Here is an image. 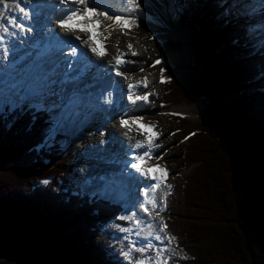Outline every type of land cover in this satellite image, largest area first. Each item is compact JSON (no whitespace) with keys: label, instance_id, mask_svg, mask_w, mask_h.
Here are the masks:
<instances>
[{"label":"trees","instance_id":"obj_1","mask_svg":"<svg viewBox=\"0 0 264 264\" xmlns=\"http://www.w3.org/2000/svg\"><path fill=\"white\" fill-rule=\"evenodd\" d=\"M227 7L206 0L192 20L179 16L198 32L190 73L158 90L157 109L203 104L198 122L172 117L178 150L161 161L169 179L191 169L165 198L167 230L189 257L182 264H264V54ZM180 46L165 40L163 51ZM48 120L0 110V264H122L107 235L126 225L122 208L74 191L73 149L45 141Z\"/></svg>","mask_w":264,"mask_h":264},{"label":"rangeland","instance_id":"obj_2","mask_svg":"<svg viewBox=\"0 0 264 264\" xmlns=\"http://www.w3.org/2000/svg\"><path fill=\"white\" fill-rule=\"evenodd\" d=\"M25 1L29 2V0H21L23 4H19V0H0V37L3 38L0 39V63L7 60L6 58L7 56H10L9 54L11 53L10 52L11 48H16L14 43L21 38L20 35L25 34L23 31L24 28L22 29L23 32H21V29L16 26H12V27L9 26V24L12 25L11 19H15V17L18 14L9 15V13H7V8L10 9L8 11L13 12V10H15L17 7H14L12 4H17L19 5V10L21 9L24 10ZM167 1L168 0L166 1L158 0L159 4L162 6H165ZM204 1L205 0L178 1L176 5V8L178 10V12L176 13V17L178 20L175 19L176 17L172 19L174 20L173 24L170 23L167 18L165 19V23H164L165 25L164 24L162 25L163 27H159L157 25L155 26L154 24H148L146 22L140 21L137 26L138 27L137 35H133V36L129 35L128 34L129 28L124 29L125 27L123 29L119 27L118 30L112 29L111 32L107 35L108 39L111 38L110 39L111 44L112 45L114 44L113 46L117 51H122L123 49L126 48L127 44L133 43V45H135L136 47V50L148 54V55L146 54L147 56L144 59L140 58L138 60L139 63L141 62V64L145 66L144 68L145 71L143 70L142 75L145 76L143 78H146L147 80V89L149 93L147 94L148 100L147 101L143 100V103L145 109L148 108V110L146 112L137 110L135 111V113H131V118L127 115L123 116L122 114H120L119 112H121V110L119 112H114L121 117L119 119L121 121L127 119L128 117L130 118L129 120H126L127 121L126 128L128 131L129 129H132L135 122H137L140 125L147 126L153 133L151 134L150 132L146 131L147 133L145 139L147 141L149 137H153L154 145L148 146L149 147L148 149L142 148L138 152L140 156L144 155V158L147 161V163L142 162V167H144L145 169H152L154 166L158 165L161 161L170 160L176 154L178 150L177 149L178 145H175L172 142V135H173L172 126H171L172 117L181 116L184 117L187 121L192 123L198 122L199 118H201L203 104L200 102L182 103L177 106H172L171 108H168V111L170 110L172 111L171 114H169L167 110L164 111L156 110L154 104L156 102L157 97H159L158 90L163 85V82H167L170 80H174V81L184 80L190 73L189 72L190 62H188L186 57H183V60L178 64H171L169 61L165 60V57L168 55L177 54L179 52L192 53V46H191L192 40L194 39L195 36H197L198 32L196 28L193 26V24L189 26L182 25L179 22V16L184 13L188 16V20H192L195 14L194 12H196L197 8ZM228 2L232 8L231 10H235L234 18L236 19L237 16L235 22L241 27H244L248 31V34L250 35V37L253 38L254 43H257L260 53H264V28L261 24H259L258 21L261 20L262 22H264V14L262 15L256 13L254 14L255 11L254 7L257 5H261L262 2L259 1L257 3L254 2L253 0L252 1L243 0V2L240 0H228ZM53 4L54 3H52L51 0L42 1L41 3H39L38 6H36V7H40L39 8L40 11L38 12V15L42 17L43 13H48V10H52L54 6ZM124 4H125L124 6L131 5L128 0H124ZM7 17L9 18V22ZM242 18L243 21L241 20ZM174 25L178 26L177 31L181 29H191L189 36L187 34H184L181 38L173 37L172 31L174 30ZM27 28L29 29V27ZM126 35L129 36L127 41L126 40L122 41L121 40L122 37L124 36V38H126L127 37ZM81 38H83L82 32H81ZM165 40L179 42L181 46L175 51H170L168 53H165L163 51ZM142 42H145V46L141 44ZM184 47L190 49L184 51ZM145 48H147V50H145ZM146 58L147 61H144ZM128 59L129 58L126 57V60ZM157 60H159L160 63H156ZM112 61L113 59L111 60V64ZM175 67L181 69H177ZM133 68L136 69L137 66ZM98 69L100 71L98 72L97 77L99 78L103 76L107 80L108 71L102 70V68L99 67ZM165 69H172L173 73L167 77H164L162 73L164 72ZM143 78H141V82ZM131 84H133L131 86H134V84L136 83H131ZM114 89H116V86ZM60 90H61L60 88L56 89L55 97L53 94L54 91L51 90L48 91L47 94H42L41 96H35L29 99L28 101H25L23 96L18 95L16 92H14L13 88L11 89L9 86H7L3 91H0V109H2L4 106H8L10 108H17V107L30 108V109L34 108L36 110L40 109L39 110L40 113H43L44 112L43 109H45L48 111V114H50V120L51 123L53 124L52 131L56 132L59 130L60 127L59 124L60 116L56 114L61 107L59 101V99L61 98L60 97L61 95L59 93ZM133 91L134 92H132L131 95L129 96L136 98L137 96H135V93L140 94L141 97L144 96V93L140 92V90L134 89ZM116 93L118 94V92ZM62 96L65 97L66 95H64L63 93ZM20 100L22 101L20 102ZM53 100L57 101V104H54V102L52 103ZM105 107L104 105H102L100 108L105 109ZM120 107H123L122 110H125L124 105H120ZM138 107H140V104L137 106V109H139ZM152 107H154L153 110ZM113 114H110L109 122L105 123V120H107L109 117L105 115V112L103 110L101 111L95 110V111H90L89 113H82L81 114L82 118L86 116V119H84L85 122L82 124L79 123L78 121L77 124H73L68 135L60 139L59 144L61 147L66 148V146L69 145L67 147L68 148L71 147L73 149V159L71 161H73L74 175L70 177L69 183L73 184L76 187V189H80L85 195H88L90 197L94 195L97 196L98 198L100 197L106 198V200L112 203H117V204L119 203L124 206L123 218L121 219L123 220L126 219L128 225L122 227L119 224L113 223L110 226V230L108 231L109 234H107L109 238L113 240L112 245L117 244L116 246L118 251L120 252V258H121L120 261L122 262V264H181L180 262L186 260L187 256L183 254L176 247V244L173 241L169 242V239L164 234V232L160 231V228L162 226L161 222L163 221V223L165 224L163 205H164L165 196L169 189L168 178L163 180V182L161 181L162 186L160 189H157L158 191L155 190V193L158 192L156 195L154 192L151 193L152 195H150L153 196L151 201L154 200L157 204L156 208H153L150 202L146 205L143 203L142 185L145 184L146 182L150 187V181H144L140 183L138 182L139 186L142 187L137 188L135 187V182L129 180L125 182V187L119 190L120 195L118 197H116L114 193L108 194L105 192H100L103 190V187H105V189L110 188V186H106V185L102 186V183L108 181V179L110 178H107V174L106 172H104V170L102 169L99 170L97 166L94 165V164L100 165L99 164L100 162H105V161L104 160L99 161L96 158L92 157V155L95 152L99 154V156L101 157L103 156L106 157L105 152L109 150L106 149L108 142L106 141L101 146H99V148H95L94 143L96 142V138L98 136H102V139H104L103 135L100 134L101 126L105 128L107 125H109L112 122L111 120L113 119ZM97 115H101V116H97ZM121 121H119L118 127H122L120 123ZM140 125H137V128L145 131V129L142 128ZM108 132L114 134V136L112 134L107 135L108 134L107 130H105L104 137L106 138L107 135L109 137L108 141L111 140V142L115 145L116 148L117 142L113 140L114 137H116V131L111 130ZM123 135L131 136L130 131L128 133H123L122 136ZM130 136H128L130 140H127L128 145H131L132 140L138 141V140H134ZM135 136L140 137V134H137ZM183 145H188V144L184 143ZM123 147L124 145H120L119 149H122ZM115 153L118 154V152L116 151ZM116 171L117 168L114 171V173H112L111 175L116 174ZM175 171L178 173L176 175H173L171 180L177 177L188 176L191 172V169L180 172L178 171V169H176ZM151 174L153 175V173ZM154 175H156V171H154ZM160 175L161 174H158V177ZM153 181L155 180H152V182ZM86 182L87 183L94 182L95 184H92L90 186L87 185ZM138 189H140L141 191L138 192ZM145 207L148 208L147 213L144 211ZM158 233H160L163 236L162 237L163 240L164 239L167 240V243H165L161 239H153L152 242L150 243L147 242V240L150 238H156L158 236L161 237V235ZM114 234L117 235L113 237L114 239H112V236ZM173 244L175 245V247ZM141 248L144 249L143 252L139 251V249ZM125 253H128L129 255H125Z\"/></svg>","mask_w":264,"mask_h":264},{"label":"bare ground","instance_id":"obj_3","mask_svg":"<svg viewBox=\"0 0 264 264\" xmlns=\"http://www.w3.org/2000/svg\"><path fill=\"white\" fill-rule=\"evenodd\" d=\"M42 1H49V0H29L28 3L37 4V3L42 2ZM51 1H52V3H54L53 9L56 7H59V6L69 7L70 9H73V8L79 9V8L84 7L83 5L76 4L70 0H67L66 3H61V0H51ZM178 1H180V0H168L166 2V5L162 6L159 4L158 0H138L139 8H133L132 5L124 6L125 5L124 0H102V2L100 3V7L97 9L99 10V13L103 12L109 16L120 15L123 18L129 19V20H134L135 25L129 24V25L124 26L125 27L124 29H128V28L130 29L128 34L133 36V35H137V31H138L137 26H138L140 21L146 22L148 24H154L155 26L157 25L159 27H163L162 25L165 23V19L167 18L168 21L173 24L174 20H172V19H174L176 17V13L178 12V10L176 8ZM250 1H252V0H250ZM253 1L257 2V3L259 1L262 2L261 5H257L254 7L255 8L254 14L255 13L260 14V15L264 14V0H253ZM88 6L93 7L92 0H89ZM49 15H53V13L46 14V17L48 18ZM18 19H20L22 24L25 25L23 31L25 33V36H27V34H30V31H33L32 24L27 23L21 17H19ZM175 19H177V17ZM100 20H101V25L99 26L100 32L102 33V35L104 37H107V35L111 32L112 29L113 30L119 29V27H114V28L108 29L107 31H104V26L108 25L112 22L105 20L103 16L100 17ZM38 24L39 23L37 22L35 25H38ZM27 27H29L30 30ZM177 28H178V26L174 25V30L172 31V36L175 38H177V37L181 38L184 34H187L189 36V34L191 32V29H181V30L177 31ZM23 31L21 30V32H23ZM77 32H79V31L77 30V31H74L73 33L68 32V31H64V34H65V36L71 37L72 41H76V44H80V40H77L76 38L72 37L73 34H75ZM57 33H59V29H57L55 27V25H50L49 30H45V31L41 30V32L38 34L39 36H36V35L30 36V38H31L30 42H27L28 39H25L24 41H17L16 43H17L18 47L11 48V51H10L11 53L9 54L10 56H7V59L10 57L14 58L17 54L20 53L19 51H24V50L27 51L28 48H30L32 45H34L33 43L39 42L44 38H49L50 36H53ZM89 35H92L95 38V41H96L95 46L100 48L99 51H104L107 53L103 57L97 56L95 53H93L94 55H91L89 53V51L87 50V48L83 47L85 53L87 54V58H88L87 64L91 65L93 67H94V65H96V70H99L98 69V67H99V68H102V70L108 71L107 80H109L110 82L111 81L115 82L116 89H114V92H111L108 95V101H110V102L114 101L116 92H118V95H120V105H124L125 110H129L130 113H135V111H137V110L139 111V110L145 109L144 103H142L140 99L136 100V103L133 104L128 96L131 95L132 92H134L133 91L134 89L140 90V92H143L144 95L149 93L147 87L144 86L145 84H147V80H146V78H143L145 76L142 75L145 66L142 65L141 62L139 63V61H138L140 58L144 59L148 54L143 53L142 51L140 52V51L136 50V47H135V45H133V43L127 44L126 48L123 49L122 51H117L113 46L114 44L113 45L111 44V41H110L111 38L110 39H101L100 34H98L95 30H93L91 33L82 32V37L84 40H87ZM126 36H127L126 38H124V36H123L121 40L127 41L129 36L128 35H126ZM89 43H91V42H89ZM102 44L104 45L103 49H101ZM141 44H143V46H145V42H142ZM128 45H131L132 47L128 49ZM122 48H123V46H122ZM120 49H121V46H120ZM189 49L190 48L184 47V51H187ZM145 50H147V48H145ZM133 53H136V55H133ZM64 54L65 53H62L60 60H62L64 58ZM143 54H145V55H143ZM114 57L122 60L123 62L121 64L117 65V63H115L116 59H114ZM126 57L129 58L130 60L129 59L126 60ZM183 57H186L188 62H190L191 53L179 52L177 54L166 56L165 60L169 61L171 64H178L183 60ZM112 59H113V61L111 64ZM144 61H147V58ZM136 66H137V68L134 69L133 67H136ZM117 71H119L121 73V75H117L116 74ZM93 76H95V74L91 73L87 77V79L84 81L83 84H90L91 80L93 79ZM96 78H98V77H96ZM141 78H143L142 82H141ZM131 83H136V84H134V86L130 89L129 86L133 85ZM30 84H31L30 77L25 76V75H24V80L19 79V80L14 81V82L10 81V75L9 74H3L0 76V91H3L5 89V87L12 85L14 88H16V89L21 88V90L23 92H25L26 89H29ZM93 89L94 90L97 89L96 85H93ZM73 93H76V92H73ZM126 94H127V96H126ZM64 95H66L65 97H67L69 94L67 91H64ZM133 99H135V98H133ZM66 100L69 101L68 98ZM138 104H140V107H138L139 109H137V107H136V105H138ZM99 105H100V107L102 105H104V107H105V104H103V103H100ZM69 107L73 108L72 106H69ZM74 110L76 112V113H74V115L75 114L78 115L80 113V111H78L76 108H74ZM89 111L90 110H87V112H89ZM168 113L171 114L172 111L170 110V111H168ZM120 118L121 117L119 115L114 113L113 119L111 120L112 122L104 128L105 130H107V133H108L107 135L112 134V133H109L108 131H111V130L116 131V137H114V139H113L114 141L117 142L116 148H115V145L111 142V140L108 141L109 137L107 135H106V138L103 136L104 139H102V136H98L96 138V142L94 143L95 148H99V146H101L103 143H105L106 141L108 142L106 149H109V150L107 152L104 151L106 154V157H104V156L101 157V156H99V154H97L95 152L93 153L94 156L92 155V157L96 158L99 161H102V160L105 161V162H100L99 163L100 165H97V164H94V165L97 166V168L99 170H101V169L104 170V172H106V174H107V177L112 176L111 174L114 173V171L117 168L116 166H114L113 164L110 163L111 159L113 157L124 156L121 153V149H119V147H120V145H124V147L122 148L124 150V148H126L128 145L127 140H130V138L128 136H124V135L122 136L123 133H128L129 131L127 130L126 127H123V128L118 127L119 121H121V120H119ZM112 135L114 136V134H112ZM134 142H137V141H131V146L133 145ZM129 150L130 149H128V151ZM115 151L118 152V154L115 153ZM117 172H118V168H117L116 174H117ZM123 175H126V174H123ZM141 176H143V175H141ZM145 181H150V187L148 186L147 189L145 190V193H147V195H146V197H147V196L152 195L151 193H153V192L155 193V190H157L158 188L155 187V185L157 184V181L152 182V179L150 176L146 177ZM138 182L140 183V182H144V181H138ZM110 183H111V181H109V184ZM139 183L137 185H139ZM92 184H95V183L93 182ZM103 184L104 183H102V185Z\"/></svg>","mask_w":264,"mask_h":264},{"label":"snow or ice","instance_id":"obj_4","mask_svg":"<svg viewBox=\"0 0 264 264\" xmlns=\"http://www.w3.org/2000/svg\"><path fill=\"white\" fill-rule=\"evenodd\" d=\"M67 0H61V3H66ZM74 3L79 4V5H83L84 7L79 8V9H70L69 10V14H67L66 16L62 17L59 20L58 23V27L62 30L68 31V32H74V31H79V32H85V33H91L93 30H95L98 34H100V38L101 39H108V37H104L102 35V33L100 32V25H101V20L100 17L103 16L105 20L111 21L112 23L105 25L104 26V31H107L110 28H114V27H120L121 29L124 28V26L126 25H135V21L134 20H129L126 18H123L120 15H113V16H109L106 15L105 13L101 12V13H97L95 10V7H89V0H73ZM129 3L132 5L133 8H139V3L138 0H129ZM21 11H24L23 9H21ZM25 16L28 15L27 12L24 13ZM130 30V29H129ZM0 39H3L2 37H0ZM77 40H80L81 37L79 35L76 36ZM83 43L89 44V47L91 49V51L93 53H95L97 56L103 57L104 55H106L107 53L104 51H98L96 46H95V38L92 35L88 36L87 40L82 41ZM91 42V43H89ZM104 45H101V49H103ZM129 48H131V45H128ZM73 55L75 54V49H73ZM133 55H136V53H133ZM116 59V63L117 65L121 64L123 61L115 58ZM156 63H160L159 60L156 61ZM117 75H121V73L119 71H117L116 73ZM163 82V81H162ZM145 87H147V84L144 85ZM130 89L133 86H129ZM129 99L131 100V102L133 104L136 103V100L138 99H143L144 101L148 100V95H144L142 97L137 96L135 99H133L132 96H129ZM121 126L122 127H127V121L122 120L121 122ZM131 129H129L130 131ZM158 138V136H157ZM147 143L149 146H153L154 145V138L153 137H149L147 139ZM136 148H140L143 147L144 145L142 144V142L137 141L136 144L134 145ZM142 162L143 163H147V161L145 160L144 156H138L136 158V162L132 163L130 166L134 169H136L137 172H139L141 175L143 176H149L151 171H158L161 173V175L158 177L156 175H151V179L157 181V184L155 185L156 188L160 187V182L165 180L167 178V171L165 169H163L162 167L156 165L154 166L152 169H145L144 167H142ZM44 183H47V181H44ZM145 195H147V193H145ZM150 203L152 204L153 208L157 207L156 202L150 201ZM144 211L147 213L148 212V208H144ZM162 226L160 228L161 232L167 233V225L163 223V221L161 222ZM156 239H161V237H156ZM171 239L173 238H169V242H171ZM139 251L143 252L144 249L141 248L139 249ZM125 255H129L128 253H125Z\"/></svg>","mask_w":264,"mask_h":264},{"label":"water","instance_id":"obj_5","mask_svg":"<svg viewBox=\"0 0 264 264\" xmlns=\"http://www.w3.org/2000/svg\"><path fill=\"white\" fill-rule=\"evenodd\" d=\"M163 1H166V0H163Z\"/></svg>","mask_w":264,"mask_h":264}]
</instances>
